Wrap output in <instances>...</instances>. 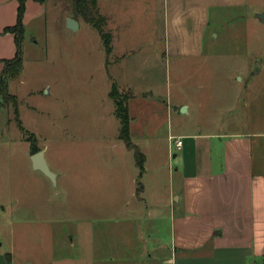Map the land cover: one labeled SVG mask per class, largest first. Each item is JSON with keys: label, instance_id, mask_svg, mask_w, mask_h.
Listing matches in <instances>:
<instances>
[{"label": "rangeland", "instance_id": "rangeland-1", "mask_svg": "<svg viewBox=\"0 0 264 264\" xmlns=\"http://www.w3.org/2000/svg\"><path fill=\"white\" fill-rule=\"evenodd\" d=\"M47 5L26 26L24 67L0 107V264H53L71 255L82 220L101 230L130 219L147 254H164L156 246L158 237L162 244L170 238L171 189L180 187L182 163L176 154H183L171 137L225 132L228 119L231 131L264 134V22L256 18L264 0L213 17L212 37L222 39L210 41L206 56L144 66L142 57L127 65V56L108 67L95 28L67 29L72 0ZM124 102L132 141L146 156L141 178L120 140L115 112ZM34 147L45 152L56 183L33 167Z\"/></svg>", "mask_w": 264, "mask_h": 264}, {"label": "crops", "instance_id": "crops-1", "mask_svg": "<svg viewBox=\"0 0 264 264\" xmlns=\"http://www.w3.org/2000/svg\"><path fill=\"white\" fill-rule=\"evenodd\" d=\"M48 2L27 0L26 33L29 22L44 17ZM248 2L97 0L112 41L110 53L105 50L106 65H121L127 56V65L142 57L140 66L206 56L210 41L222 39L219 34L212 37L213 17L241 12ZM18 8V0H0V78L3 61L17 53L15 35L4 32L17 23ZM69 18L81 28L83 20ZM231 122L227 120L221 133L173 136L187 141H182L183 154H176L182 163L177 168L180 187L171 189L170 238L165 245L158 237L156 246L162 245L159 249L166 253L147 254L145 235L130 219L101 230L82 220L76 248L53 264H264V134L231 131ZM156 231H162L159 225Z\"/></svg>", "mask_w": 264, "mask_h": 264}, {"label": "trees", "instance_id": "trees-1", "mask_svg": "<svg viewBox=\"0 0 264 264\" xmlns=\"http://www.w3.org/2000/svg\"><path fill=\"white\" fill-rule=\"evenodd\" d=\"M18 1H19V8H18L17 23L13 27L7 28L4 32L5 34L15 35V43L17 44V53L14 59L3 61L5 67L3 72L1 73L2 76L0 78V99H1L0 107H3L1 106L2 100H4L7 95L11 96L9 93L10 81L14 79L15 76H18V74H20V72L23 70L24 67L22 43L26 35V29L24 28L23 22H24V16L26 14L25 8H26L27 0H18ZM35 1L43 4L47 0H35ZM72 3H73L74 17L76 19L81 18L86 24L95 28L98 31L101 40L103 41L106 53H110L112 48L111 34L105 31L107 19L106 17H103L101 15L100 11H98L97 0H72ZM16 114L18 118L17 121L20 122L19 124L20 129L26 136H28L30 142H33V146H35L36 136H34L33 133L30 134L23 127V124L19 119L18 108L16 109ZM115 114L116 117L119 118L121 123L120 140L125 143L126 148H128L134 153V159L140 171L139 177L141 178L145 172L146 156L141 150V148L135 145L132 141L130 126L133 118L130 117L129 107L127 102L126 103L124 102L123 104L121 103L117 104ZM33 150H34V154L40 152V150L36 149V147H34ZM142 190H143V183H140L138 193H141Z\"/></svg>", "mask_w": 264, "mask_h": 264}, {"label": "water", "instance_id": "water-1", "mask_svg": "<svg viewBox=\"0 0 264 264\" xmlns=\"http://www.w3.org/2000/svg\"><path fill=\"white\" fill-rule=\"evenodd\" d=\"M256 18L262 22H264V12L263 13H259ZM67 27L69 30L71 31H76L78 30L79 27V23L77 20L75 19H71L69 18L67 21ZM261 70L260 64H257V69L255 74L259 73ZM177 110V108H176ZM181 110V109H180ZM182 113H186L187 112V107L184 106V108L181 110ZM33 167L38 170L41 171L47 178H49L52 182L56 183V175L55 173L51 170L50 166H48L46 160H45V152L44 151H40L36 154H33Z\"/></svg>", "mask_w": 264, "mask_h": 264}, {"label": "built area", "instance_id": "built-area-1", "mask_svg": "<svg viewBox=\"0 0 264 264\" xmlns=\"http://www.w3.org/2000/svg\"><path fill=\"white\" fill-rule=\"evenodd\" d=\"M171 139H175L176 140V146L179 148V149H182V141H181V139H177V138H174V137H172Z\"/></svg>", "mask_w": 264, "mask_h": 264}]
</instances>
